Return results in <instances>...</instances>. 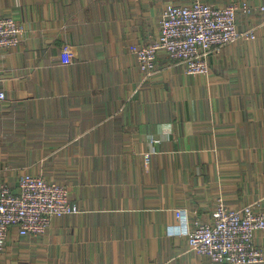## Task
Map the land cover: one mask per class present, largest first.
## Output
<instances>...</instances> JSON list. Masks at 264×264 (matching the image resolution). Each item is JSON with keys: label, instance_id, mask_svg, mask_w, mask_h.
Here are the masks:
<instances>
[{"label": "crops", "instance_id": "crops-1", "mask_svg": "<svg viewBox=\"0 0 264 264\" xmlns=\"http://www.w3.org/2000/svg\"><path fill=\"white\" fill-rule=\"evenodd\" d=\"M194 1L0 0L24 29L0 50V178L15 193L40 175L81 209L39 238L12 229L0 264H215L188 249L194 218L219 197L264 210V14L239 16L256 39L222 47L207 76L163 52L146 75L130 53L165 6ZM253 242L264 252V231Z\"/></svg>", "mask_w": 264, "mask_h": 264}, {"label": "built area", "instance_id": "built-area-1", "mask_svg": "<svg viewBox=\"0 0 264 264\" xmlns=\"http://www.w3.org/2000/svg\"><path fill=\"white\" fill-rule=\"evenodd\" d=\"M264 6L229 4L215 7L195 0L188 5L165 6L160 18L159 37L140 47H131L138 69L150 75L165 53L170 62L182 65L189 76H207L209 58L222 47L238 41H253V28L239 29V16H249ZM23 26L13 17H0V50L18 46ZM0 92V100H4ZM148 154L144 155L145 162ZM81 213L69 198L65 185L40 175L22 174L17 192L0 178V254L8 234L15 229L19 237L45 235L53 218ZM264 231V210L257 203L231 209L217 198L210 222L194 218L186 235L188 249L215 264H264V252L254 245L257 232Z\"/></svg>", "mask_w": 264, "mask_h": 264}]
</instances>
